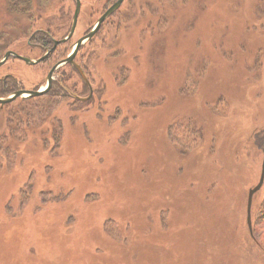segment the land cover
I'll return each mask as SVG.
<instances>
[{
    "label": "rangeland",
    "instance_id": "rangeland-1",
    "mask_svg": "<svg viewBox=\"0 0 264 264\" xmlns=\"http://www.w3.org/2000/svg\"><path fill=\"white\" fill-rule=\"evenodd\" d=\"M114 1L81 0L56 62ZM10 2L0 0V59L7 51L39 59L32 33L59 38L70 26L69 0H34L26 14ZM254 4L125 0L79 52L90 100L73 98L89 91L80 95V77L63 66L54 80L69 78L67 96L9 104L0 114L8 151L0 156V264H264L246 224L264 159L253 145L264 131V30L253 25ZM62 5L68 16L53 20ZM54 60L9 59L0 79L39 90ZM13 107L11 124L39 117L24 137L7 126ZM250 215L252 230L264 233V181Z\"/></svg>",
    "mask_w": 264,
    "mask_h": 264
},
{
    "label": "trees",
    "instance_id": "trees-1",
    "mask_svg": "<svg viewBox=\"0 0 264 264\" xmlns=\"http://www.w3.org/2000/svg\"><path fill=\"white\" fill-rule=\"evenodd\" d=\"M10 8L12 12L15 13H22V14H26L30 11V9L32 8L33 5V1L34 0H10ZM177 0H156V2L158 4L162 3H168V2H176ZM254 1V12H255V23L253 24L254 26H259L260 29L264 30V0H252ZM180 2V0H179ZM110 3V2H109ZM107 2L106 5L109 4ZM106 5L104 6L106 8ZM116 14V13H115ZM114 14V15H115ZM65 26V25H64ZM32 41H34L35 43H38V45H36L37 47L41 46V47H47L48 45H50V40L46 37H44L41 34H36L33 38H31ZM90 42V41H89ZM89 42H87L86 44H88ZM84 44L83 46H81V50H83V47L86 45ZM41 51L43 52V50L41 49ZM264 51V48L260 51L259 50V54H261ZM81 58H83V56H80V60ZM89 59V58H88ZM88 59L86 61V63L88 62ZM85 64V63H84ZM81 65V64H80ZM82 69L84 70V72L86 71V66H81ZM65 74L62 73L60 74V81H56L53 83L52 87L50 88V90L48 91V93L40 98L43 97H49L51 96V98L57 99L60 98L61 96L64 97L67 96L68 91H66L62 84H66L67 80H69L68 77L64 76ZM18 82L13 78V77H6L5 80H0V97H7L10 95V93L12 91H14L17 87ZM63 90H65V94L63 93ZM83 90H88V87L83 83L82 84V91H80V95L82 94ZM73 91V90H72ZM75 92V91H73ZM76 93V92H75ZM40 98H32V99H23V102H29V101H34ZM9 107V105H5L2 108H0V114L3 113L5 110H7V108ZM19 110V109H18ZM17 109H15L13 107L12 112L9 114L8 119H7V126L8 128L11 130V134L15 133V134H23L24 137V132L26 131L25 129L28 126H35L36 122L39 120L38 116H34L33 114L29 115L25 121H20L17 124H11L9 121L10 116H16L18 112ZM13 121V119H12ZM14 122V121H13ZM7 135L2 134L0 136V156L4 153L7 154L8 151L5 149V147H3V143L6 140ZM54 141L57 142V134H54ZM253 145L254 147L260 151V153L262 155H264V131H262V133H258L255 135V137H253ZM263 222H264V218H263ZM260 226V225H259ZM262 230L264 231V225L261 226ZM252 239H251V243L253 244L254 247H257L260 252L262 254H264V240L261 239V235H264V233L260 234L255 232V228L252 230Z\"/></svg>",
    "mask_w": 264,
    "mask_h": 264
},
{
    "label": "water",
    "instance_id": "water-1",
    "mask_svg": "<svg viewBox=\"0 0 264 264\" xmlns=\"http://www.w3.org/2000/svg\"><path fill=\"white\" fill-rule=\"evenodd\" d=\"M75 1V10L72 16V20H71V26H70V30L68 35L60 41H53V47L49 50H47L45 52V54L40 57L39 59L36 60H31L25 57H22L12 51H7L3 57L0 60V67L2 65H4L9 59H16L19 61H22L23 63H25L28 66H34L37 65L39 63H41L43 60H45L48 56L49 53L53 52L54 49L56 48L57 45L59 44H63L66 41H68L72 35L73 32L75 30V26L77 23V17L79 14V9H80V2L79 0H74ZM124 0H117L114 4H112L95 22V24L93 25L92 29L89 31L88 34H86L85 36L81 37L80 39H78L72 47V50L70 52V54L62 61L58 62L57 64H55L48 72L46 79H45V85L43 88L36 90V91H27V90H19L16 91L12 94H10L7 97L4 98H0V108H2L4 105H8L12 102H14L15 100L21 98V99H32V98H38V97H42L44 95H46L48 93V91L51 88V84H52V80H53V75L54 73L63 65H70L72 67H74L78 73V75L80 76L82 82L88 87V91L89 94L87 97L82 98V97H77V96H73V98L75 100H79L81 102H86L88 100H90V98L92 97V88L90 85V82L85 74V72L83 71V69L76 65V63L74 62V58L77 54V51L79 49V47H81L85 42L91 40L94 35L98 32V30L100 29L102 23L109 18L114 12H116L119 7L121 6V4L123 3ZM263 181H264V160L262 162V167H261V173H260V177H259V181L257 183V185L255 187H253L252 189H250L248 191L247 194V203H246V224H247V228L249 231L250 236L252 237V228H251V215H250V211H251V204H252V198L254 196L255 193H257L262 185H263Z\"/></svg>",
    "mask_w": 264,
    "mask_h": 264
},
{
    "label": "flooded vegetation",
    "instance_id": "flooded-vegetation-1",
    "mask_svg": "<svg viewBox=\"0 0 264 264\" xmlns=\"http://www.w3.org/2000/svg\"><path fill=\"white\" fill-rule=\"evenodd\" d=\"M69 1H70L71 3H73L74 10H75V6H76V5H75V1H74V0H69ZM116 1H117V0H115L113 3H112V2L109 3L108 5H106V4H107V3H106V4H104V6L106 5V7L109 8V7H110L112 4H114ZM124 1H125V0H124ZM79 2H80V9H79L78 17H77V22H78V18H79L80 11H81V0H79ZM121 5H122V4H121ZM108 8H107V9H108ZM119 8H120V7H119ZM64 9H65V8H64V5H62V10H63V11H61V10H55L54 13H57V12H60V11H61L62 13L60 12V17H56V18H55V16H52V15H51L52 17H54V18H52V19H53V20H54V19L57 20V18H60L61 20H63V16H64V14H67V16H68L69 9H67L66 12L64 11ZM107 9H106V10H107ZM74 10H73V13H74ZM106 10H104L103 13H104ZM118 10H119V9H118ZM118 10H117V11H118ZM117 11H116V12H117ZM116 12H114L111 16H113ZM54 13H52V14L54 15ZM103 13H101L100 16H101ZM72 16H73V14H72ZM100 16H99V17H100ZM111 16H110V17H111ZM99 17H98V18H99ZM110 17H109V18H110ZM52 19H50V20H52ZM107 19H108V18H107ZM107 19H106V20H107ZM71 20H72V17H71ZM106 20H105V21H106ZM105 21H104V22H105ZM104 22L102 23L100 29L102 28ZM65 23H67V21H65ZM51 24H52V21H51ZM64 25H65V24H64ZM76 25H77V23H76ZM70 26H71V23H70ZM70 26H69V28H67V26H63V25H62L61 28H59V29H61V32H60V33L62 34V35L59 36V38L57 37V35H54L53 33H50V31H46V30H44V29H36V30L32 33V35H31L30 38H33L36 34H41V35H43L44 37H46V38H48V39L50 40V45H48L47 47H41V46H39V48L43 50V53H42V55H43V54H45V52H46L47 50H49V49H51V48L53 47V41H60V40H63V39L68 35L69 30H70ZM91 29H92V28H91ZM100 29L98 30V32L100 31ZM57 30H58V29H57ZM75 30H76V26H75ZM75 30H74V32H73L72 37H73L74 34H75ZM89 31H90V30H89ZM89 31H88L86 34H88ZM98 32H97V33H98ZM97 33H96V34H97ZM86 34H85V35H86ZM96 34L94 35V37L96 36ZM85 35H83V36H85ZM72 37H71L68 41H66L65 43L57 45L56 48L54 49V51L51 52V53H49L48 56H47V58H46L45 60H43V61H46V60H49V59H50V60H51V59L54 60V56H56V58H57V57H60L61 55H64V54L66 53L67 50H64V51H61V52H60L58 48H59V47H62V46H66V44L72 39ZM94 37H93V38H94ZM93 38H92V39H93ZM79 39H80V38H79ZM92 39H91V40H92ZM77 40H78V39H77ZM77 40H76V41H77ZM76 41H75V42H76ZM29 45H31V46H33V47H37L36 45H38V43H32V44H29ZM81 48H82V47H79V49H78V51H77V54H76V56H75V58H74V62H75L76 64H78V66H80V67H81V65H80L79 62H78V61H80V58H79V60H77V59H78L79 52L82 51ZM62 50H63V49H62ZM71 50H72V49H71ZM70 52H71V51H70ZM70 52H69L65 57H61V58H59V60H58L57 62L54 60V61H53V66H54L55 64H57L58 62L64 60V59L70 54ZM41 63H42V62H41ZM53 66H52V67H53ZM64 66L71 67L72 71H75V72L77 73V71H76V69H75L74 67H72V66H70V65H68V64H67V65H64ZM52 67H51V68H52ZM51 68H50V69H51ZM81 68H82V67H81ZM50 69H49V70H50ZM83 71H84V70H83ZM56 72H57V71H56ZM54 74H55V73H54ZM77 74H78V73H77ZM85 74H86V73H85ZM8 76H9V75H3V76L1 77L0 80H5V78L8 77ZM54 76H55V75H53V80H52L51 87H52L53 83L56 82V81L54 80ZM78 76H79V75H78ZM86 76H87V75H86ZM79 77H80V76H79ZM80 79H81V78H80ZM81 81H82V80H81ZM82 83H83V82H82ZM19 90H24V89H22L21 86H20L19 83H18L16 89H15L14 91H12L10 94H12V93H14V92H16V91H19ZM33 91H34V90H33ZM0 98H3V97H0ZM19 99H21V98H19ZM19 99H17V100H19ZM17 100H15V101H17ZM21 100H23V99H21ZM15 101H14V102H15ZM12 103H13V102H12ZM8 105H9V104H8ZM4 106H5V105H4Z\"/></svg>",
    "mask_w": 264,
    "mask_h": 264
}]
</instances>
